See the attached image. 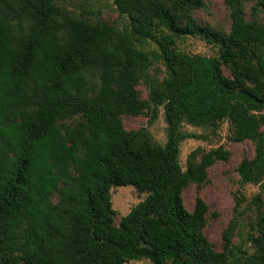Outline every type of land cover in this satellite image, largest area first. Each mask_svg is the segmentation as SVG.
<instances>
[{"label": "trees", "instance_id": "16d2710c", "mask_svg": "<svg viewBox=\"0 0 264 264\" xmlns=\"http://www.w3.org/2000/svg\"><path fill=\"white\" fill-rule=\"evenodd\" d=\"M243 1L224 0L225 32L193 16L203 0H112L127 31L68 15L55 0H0V264H230L234 224L215 251L202 233L206 204L198 198L189 211L182 200L228 152L198 162L192 152L183 171L178 129L229 117L234 141L254 142L240 182L264 191V114L253 112L264 108V0L251 20ZM187 35L217 45L218 56L182 54L175 42ZM160 107L164 144L123 127L122 115L147 109L152 121ZM115 185L147 193L117 225ZM256 231L252 244L264 253L263 216Z\"/></svg>", "mask_w": 264, "mask_h": 264}, {"label": "rangeland", "instance_id": "374dc122", "mask_svg": "<svg viewBox=\"0 0 264 264\" xmlns=\"http://www.w3.org/2000/svg\"><path fill=\"white\" fill-rule=\"evenodd\" d=\"M258 0H244L243 10L247 20L253 19L252 6ZM55 5L71 16L85 18L92 21L105 22L113 25L120 31L128 30L126 18L118 13L112 0H55ZM262 12L256 14L262 19ZM193 16L201 25L225 32L229 30V10L224 0H203V5L193 11ZM175 47L182 54L189 57L212 58L219 54L217 45L207 43L198 36H182L176 39ZM146 49H153L152 43L145 45ZM162 69L160 64L157 65ZM155 68L149 70L150 74ZM225 75H229L223 67ZM164 73L160 70V76ZM139 97L147 99V87L140 81L137 85ZM256 114L262 112L253 111ZM122 125L126 130L146 129L151 140L164 144L166 141V123L163 109L160 107L157 117L149 121L147 109L137 116L122 115ZM69 121H67L68 123ZM237 125L229 118L223 117L206 122L190 123L182 120L178 129L179 156L178 162L183 171L194 152V161L198 162L201 156L218 148L228 152L226 160H216L206 169V176L200 183H189L182 190V200L187 210L193 209L196 199H201L207 208L206 224L203 235L215 251L222 250V235L230 223L234 224L231 237L232 256L230 264H264V253L257 250L251 238L257 231V222L264 217V191L257 185L240 182L237 166L243 157L251 158L254 155V142L245 140L234 141ZM111 206L115 212L114 224L120 218L142 201L147 193L139 192L132 185H115L110 188ZM236 197L243 198L238 211L235 212ZM55 199V197L53 198ZM261 205V206H260ZM260 208H257L259 207ZM123 264H152L145 258L131 260ZM169 264V263H168Z\"/></svg>", "mask_w": 264, "mask_h": 264}]
</instances>
